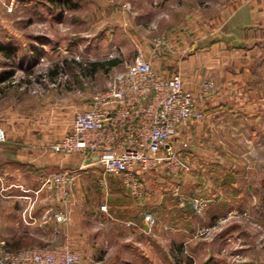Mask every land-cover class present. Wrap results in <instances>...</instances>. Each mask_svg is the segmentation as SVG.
<instances>
[{
  "label": "crops",
  "instance_id": "obj_1",
  "mask_svg": "<svg viewBox=\"0 0 264 264\" xmlns=\"http://www.w3.org/2000/svg\"><path fill=\"white\" fill-rule=\"evenodd\" d=\"M221 5L207 11L197 4L181 22L169 24L167 46L156 53L146 42L135 43L160 76L178 73L184 88L193 94L202 117L181 125L177 139L188 144L185 156L203 172L231 171L232 164L225 158L234 155V141L247 140L249 131L264 126V0H225ZM0 13L8 14L2 9ZM5 30L0 21V46H6ZM29 48L33 60L45 55L41 47ZM7 63L0 51V74L12 72L0 81V126L5 133L0 143V242L10 252L64 242L71 246L79 236V222L106 217L99 211L100 203L121 218V264L140 262L141 234L150 235L141 231L146 228L142 202L131 198L117 177L103 179L94 157L53 151L52 146L71 130L75 114L63 125L55 104L51 106L34 90L27 94L26 87L34 86L32 72L24 80L25 68H6ZM203 82L211 84L207 93L202 92ZM61 171L75 173L66 185L64 200L43 186L50 174ZM158 173L152 175L156 184L161 181ZM147 174L142 175L144 181ZM192 181L199 185L200 179ZM145 204L169 211L159 192L147 193ZM61 211L68 214L65 224H57L53 217ZM80 255L81 264L102 262Z\"/></svg>",
  "mask_w": 264,
  "mask_h": 264
},
{
  "label": "rangeland",
  "instance_id": "obj_2",
  "mask_svg": "<svg viewBox=\"0 0 264 264\" xmlns=\"http://www.w3.org/2000/svg\"><path fill=\"white\" fill-rule=\"evenodd\" d=\"M223 1L16 0L12 13H0L6 47L15 53L6 68H25L24 80L32 72L34 86L26 87L27 94L34 90L55 104L65 125L88 107L93 95L106 90L115 74L133 63L135 43L151 47L156 38H166L169 24L181 22L195 5L213 11ZM0 9L5 11L1 4ZM31 44L45 53L39 61L30 58ZM112 60L119 64L110 67ZM249 133L247 140L234 141V155L225 158L231 171L203 172L186 157L190 170L173 174L161 167L159 184L152 177L158 171L148 172L141 211L150 210L156 223L150 235L141 234L142 258L131 264H264V126ZM172 140L186 143L177 139V133ZM195 178L199 185L192 181ZM165 183L174 186L169 189ZM176 188L203 201L198 214L174 195ZM150 192H159L169 211L145 204ZM97 204L106 217L79 222V236L71 246L100 264H121V218Z\"/></svg>",
  "mask_w": 264,
  "mask_h": 264
},
{
  "label": "built area",
  "instance_id": "obj_3",
  "mask_svg": "<svg viewBox=\"0 0 264 264\" xmlns=\"http://www.w3.org/2000/svg\"><path fill=\"white\" fill-rule=\"evenodd\" d=\"M0 4L6 13H12L17 7L16 0H0ZM166 46V38L158 37L151 52ZM210 88V82L202 83L203 93ZM201 117L195 108L194 96L184 88L180 75L160 76L137 49L133 63L115 74L106 90L93 95L85 110L75 113L71 130L52 149L63 155L77 153L84 158L94 157L103 179L117 177L129 196L141 202L145 193L143 174L161 167L173 174L190 170L183 152L187 144H176L172 139L181 125ZM4 141L5 133L0 126V143ZM74 176L72 171L56 172L43 181V186L54 189L58 198L64 200L66 185ZM174 195L196 214L204 206L202 200L186 196L177 188ZM101 210L106 211V206H101ZM141 215L146 232L150 233L155 217L147 209ZM53 217L57 224L68 221V214L63 211ZM0 264H81V255L68 242L10 252L1 241Z\"/></svg>",
  "mask_w": 264,
  "mask_h": 264
},
{
  "label": "trees",
  "instance_id": "obj_4",
  "mask_svg": "<svg viewBox=\"0 0 264 264\" xmlns=\"http://www.w3.org/2000/svg\"><path fill=\"white\" fill-rule=\"evenodd\" d=\"M10 48H7L6 46H0V51L4 54V57L7 58L8 60L9 59H12L15 57V53L12 51V50H8ZM110 67H115L116 65L119 64V61L118 60H112V61H109L107 63ZM12 74L11 71H8V72H2L0 74V81H3V79H6L8 76H10ZM189 208V207H188ZM191 209V208H189Z\"/></svg>",
  "mask_w": 264,
  "mask_h": 264
}]
</instances>
